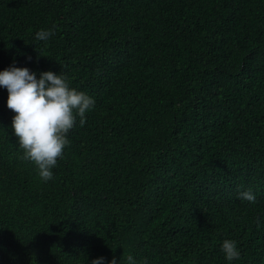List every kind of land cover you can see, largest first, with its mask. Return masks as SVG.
<instances>
[{"label": "trees", "instance_id": "obj_1", "mask_svg": "<svg viewBox=\"0 0 264 264\" xmlns=\"http://www.w3.org/2000/svg\"><path fill=\"white\" fill-rule=\"evenodd\" d=\"M12 63L96 103L43 182L0 87V264H264V0H0Z\"/></svg>", "mask_w": 264, "mask_h": 264}, {"label": "clouds", "instance_id": "obj_2", "mask_svg": "<svg viewBox=\"0 0 264 264\" xmlns=\"http://www.w3.org/2000/svg\"><path fill=\"white\" fill-rule=\"evenodd\" d=\"M54 34L55 25L40 28L34 33V41L47 43ZM0 87L8 93L6 104L14 113L11 128L23 149V158L33 161L41 181L47 182L54 175L58 157L70 143L67 133L77 117L84 123L86 113L95 106V97L72 86L64 71L30 69L15 63L0 68ZM237 196L241 201L257 200L251 186L239 189ZM220 249L229 264L241 255L238 241L232 237H224ZM118 262L116 256L106 261L103 255L87 260V264ZM127 262L137 264L133 255L127 256Z\"/></svg>", "mask_w": 264, "mask_h": 264}]
</instances>
